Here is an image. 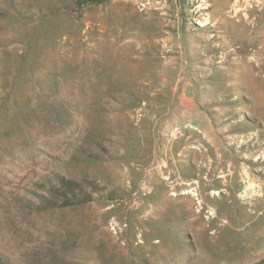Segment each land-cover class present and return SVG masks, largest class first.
I'll return each instance as SVG.
<instances>
[{
  "label": "rangeland",
  "instance_id": "obj_1",
  "mask_svg": "<svg viewBox=\"0 0 264 264\" xmlns=\"http://www.w3.org/2000/svg\"><path fill=\"white\" fill-rule=\"evenodd\" d=\"M184 93L194 156L153 133ZM261 258L264 0H0V264Z\"/></svg>",
  "mask_w": 264,
  "mask_h": 264
},
{
  "label": "crops",
  "instance_id": "obj_2",
  "mask_svg": "<svg viewBox=\"0 0 264 264\" xmlns=\"http://www.w3.org/2000/svg\"><path fill=\"white\" fill-rule=\"evenodd\" d=\"M178 102V106L168 114H160L161 116L167 114V118L164 121H159L157 128L153 127V133H157V138L170 139V145H167L168 150L174 152V148H178L176 150L178 153H190L191 156H194L200 150L199 144H203L204 141L215 143L214 134L217 129L214 122L206 117L202 110L198 109L194 97L185 93L179 94ZM175 126L181 128L179 133L173 130ZM187 129H191V131H186Z\"/></svg>",
  "mask_w": 264,
  "mask_h": 264
},
{
  "label": "trees",
  "instance_id": "obj_3",
  "mask_svg": "<svg viewBox=\"0 0 264 264\" xmlns=\"http://www.w3.org/2000/svg\"><path fill=\"white\" fill-rule=\"evenodd\" d=\"M79 5L84 6V5H89V4H103V3H107L110 0H77ZM65 191H63L62 189L59 188H52V192L58 195H62L63 200L65 202V204H71V203H75L76 201H78L76 198L79 196L76 194L75 192V188H74V182L71 181H65ZM81 193H80V201L85 202L87 200H90L91 197L89 195H87V193L80 189ZM69 192V193H68ZM71 194V195H69ZM48 201V198L46 196H42L40 202L41 203H46ZM72 201V202H69ZM250 264H264V258H261L253 263Z\"/></svg>",
  "mask_w": 264,
  "mask_h": 264
},
{
  "label": "bare ground",
  "instance_id": "obj_4",
  "mask_svg": "<svg viewBox=\"0 0 264 264\" xmlns=\"http://www.w3.org/2000/svg\"><path fill=\"white\" fill-rule=\"evenodd\" d=\"M217 193V191H215Z\"/></svg>",
  "mask_w": 264,
  "mask_h": 264
}]
</instances>
